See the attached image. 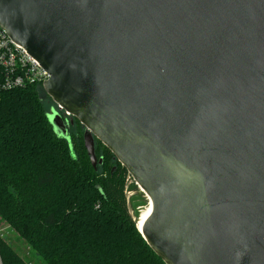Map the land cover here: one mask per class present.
<instances>
[{"label": "water", "instance_id": "1", "mask_svg": "<svg viewBox=\"0 0 264 264\" xmlns=\"http://www.w3.org/2000/svg\"><path fill=\"white\" fill-rule=\"evenodd\" d=\"M0 28L92 166L97 139L126 169L164 264H264V0H0Z\"/></svg>", "mask_w": 264, "mask_h": 264}, {"label": "trees", "instance_id": "2", "mask_svg": "<svg viewBox=\"0 0 264 264\" xmlns=\"http://www.w3.org/2000/svg\"><path fill=\"white\" fill-rule=\"evenodd\" d=\"M46 95L0 91V221L45 264H164L132 217L126 169L97 139L93 167L75 118L58 137ZM0 264L30 262L0 235Z\"/></svg>", "mask_w": 264, "mask_h": 264}, {"label": "built area", "instance_id": "3", "mask_svg": "<svg viewBox=\"0 0 264 264\" xmlns=\"http://www.w3.org/2000/svg\"><path fill=\"white\" fill-rule=\"evenodd\" d=\"M48 78L39 63L0 28V91L43 86ZM56 108L63 120L71 118L61 107Z\"/></svg>", "mask_w": 264, "mask_h": 264}, {"label": "rangeland", "instance_id": "4", "mask_svg": "<svg viewBox=\"0 0 264 264\" xmlns=\"http://www.w3.org/2000/svg\"><path fill=\"white\" fill-rule=\"evenodd\" d=\"M45 93V92H44ZM46 94V93H45ZM47 96V95H46ZM47 101V109L48 113L51 112V110H57L56 105L53 103V101L47 96L46 97ZM74 119V118H71ZM68 122V119L67 121ZM69 127V124L67 128ZM83 133H84V128L82 127ZM72 130H68V133H71ZM97 165V164H96ZM132 179L130 180L129 183H132ZM128 198L130 197V194L127 193ZM131 212V210H130ZM0 235L5 238L11 245L12 247L18 252V254L22 257H24L27 261L30 262V264H45L41 259L32 251L29 250V248L18 238L16 233H14L9 226L4 224L3 222L0 221Z\"/></svg>", "mask_w": 264, "mask_h": 264}, {"label": "flooded vegetation", "instance_id": "5", "mask_svg": "<svg viewBox=\"0 0 264 264\" xmlns=\"http://www.w3.org/2000/svg\"><path fill=\"white\" fill-rule=\"evenodd\" d=\"M64 121L66 122L67 120L64 119ZM66 123L70 125V123H72V119L71 118L68 119V122H66Z\"/></svg>", "mask_w": 264, "mask_h": 264}, {"label": "bare ground", "instance_id": "6", "mask_svg": "<svg viewBox=\"0 0 264 264\" xmlns=\"http://www.w3.org/2000/svg\"><path fill=\"white\" fill-rule=\"evenodd\" d=\"M137 225V224H136ZM137 228H138V226H137ZM138 230H139V228H138Z\"/></svg>", "mask_w": 264, "mask_h": 264}]
</instances>
